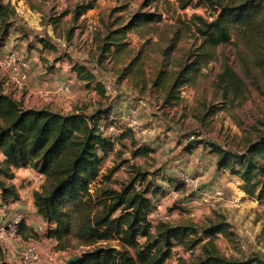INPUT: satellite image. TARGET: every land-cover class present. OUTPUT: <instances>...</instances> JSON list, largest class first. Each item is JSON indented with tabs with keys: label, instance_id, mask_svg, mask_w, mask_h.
Wrapping results in <instances>:
<instances>
[{
	"label": "rangeland",
	"instance_id": "rangeland-1",
	"mask_svg": "<svg viewBox=\"0 0 264 264\" xmlns=\"http://www.w3.org/2000/svg\"><path fill=\"white\" fill-rule=\"evenodd\" d=\"M3 1L15 8L17 17L0 57L13 53L26 63L16 71L0 68L3 92L24 108L88 116L106 112L108 123L102 118L99 131L111 137L114 145L102 159L101 173L113 170L108 183L115 189L131 177L134 167L145 174L138 186H149L151 232L160 222L203 228L222 219L231 235H216L213 242L218 252L226 257L254 256L264 263V195L260 194L264 183L255 195H247L238 176L217 168V156L208 146L214 143L244 153L247 143L264 132V36L245 42L232 29L229 43L203 49L205 63L200 64L201 40L191 26L192 16L210 20L212 10L195 6L197 0L185 9L180 8L181 0ZM89 1L94 8L72 20L69 11ZM142 13L160 19L136 21L115 41L123 44L121 49L114 52L112 47L102 59L98 45L107 27L113 25L109 31L127 26ZM40 40L49 46L42 47ZM73 64L90 70L104 93L94 89L96 81L88 86L79 82L70 70ZM223 64L240 79L238 89L222 88L217 82ZM185 67L189 68L183 75L187 82L172 89L174 98L165 103L167 91ZM180 173L190 182L183 183ZM16 176L4 182L16 186L18 200L26 203L31 196L33 203L34 188L39 190L43 182ZM12 212L24 220L22 212ZM9 213L0 203V226L11 221ZM43 238L31 228L19 229L15 237H0L1 255L6 260L8 252L13 254L16 262L12 264H66L86 250L71 240L67 249L58 251ZM201 244L189 250L172 247L165 264H190L201 254ZM31 245L38 256L25 261L21 251ZM129 251L133 264H141L135 251Z\"/></svg>",
	"mask_w": 264,
	"mask_h": 264
},
{
	"label": "trees",
	"instance_id": "trees-1",
	"mask_svg": "<svg viewBox=\"0 0 264 264\" xmlns=\"http://www.w3.org/2000/svg\"><path fill=\"white\" fill-rule=\"evenodd\" d=\"M192 1L181 0L180 8L185 9ZM200 5L212 12L209 13L210 20L192 16L191 26L201 40L197 63H205L203 49L206 46L214 48L229 43L232 29L238 31L245 42L264 36V0H232L228 3L197 0L195 6ZM93 8V2L89 1L76 4L69 12L72 20H78ZM16 17L15 8L0 0V49L5 46ZM156 19L160 17L142 13L135 15L127 26L109 31L113 25L107 27L98 45L100 57L103 59L112 47L114 52L119 51L123 44L115 41L124 37L132 25H137L136 21L143 23ZM40 42L44 48L49 46L43 40ZM188 69L185 67L178 74L166 93L165 103L174 98L172 89L187 82L183 75ZM70 70L87 86L96 81L84 65L73 64ZM217 82L223 85L222 88L235 90L241 83L227 64H223ZM94 89L104 93V86L97 81ZM102 118L105 124L108 123L106 112L97 111L88 116L82 112L62 114L48 108H24L3 92L0 82L1 205L7 206L19 199L16 186L6 184L4 179L12 182L15 169L30 168L44 176L40 189L33 192L35 213L46 224L42 236L55 240L58 251L67 249L71 240L77 247L86 248L71 264H133L129 249L135 251L141 264H165L172 247L181 245L189 250L201 242V254L190 264H264L254 256L235 258L218 252L213 242L216 235H231L229 224L222 219L203 228L160 222L151 232L148 215L153 206L147 197L149 186L144 189L138 186L144 181L145 174L134 167L131 177L115 189L108 183L113 170L106 175L101 173L102 159L114 145L111 137L99 131ZM247 145L244 153H234L214 143L208 144L217 156V168L238 176L244 192L253 196L264 183V132ZM260 194L264 195V189ZM140 239L144 241L140 242ZM0 264L12 263L0 252Z\"/></svg>",
	"mask_w": 264,
	"mask_h": 264
},
{
	"label": "crops",
	"instance_id": "crops-1",
	"mask_svg": "<svg viewBox=\"0 0 264 264\" xmlns=\"http://www.w3.org/2000/svg\"><path fill=\"white\" fill-rule=\"evenodd\" d=\"M16 11V10H15ZM17 13V12H16ZM9 39V36L6 40V43L5 45L7 44V41ZM61 83V82H60ZM60 85H66L64 82H62ZM15 175L19 176L21 175L22 177L26 176V177H29V178H37L39 180V183L41 184L43 182V177L38 174L35 175V172L31 169H17L15 171ZM16 176V177H17ZM15 182V181H14ZM34 190H38V188H34ZM24 201L23 198H20V200H18L16 203H12L11 206L10 204L7 205V206H3L5 207L6 209H9L10 210V215L13 217L15 214L12 212L11 213V210L12 209H16L20 212L23 213V218L24 220H22V224H21V229H29L31 228L33 231H35V233L39 234L40 236H42V234L45 232L46 230V224L42 221V219L35 213V208L33 206V203H32V198L30 196V199L29 201H25L26 203L22 202ZM28 202V203H27ZM30 202V203H29ZM32 212V213H31ZM10 216V217H11ZM7 223V222H6ZM4 224V223H3ZM25 236V235H24ZM43 242L47 241L48 243H53V244H56L55 240L53 239H46V238H43ZM8 245L10 246L11 243H8ZM6 260L9 261V262H16L14 259H13V254H8L6 255ZM21 262V261H20Z\"/></svg>",
	"mask_w": 264,
	"mask_h": 264
},
{
	"label": "built area",
	"instance_id": "built-area-1",
	"mask_svg": "<svg viewBox=\"0 0 264 264\" xmlns=\"http://www.w3.org/2000/svg\"><path fill=\"white\" fill-rule=\"evenodd\" d=\"M18 64H19V66H18ZM25 64L26 63L23 61L20 62V60L17 59L16 55L13 53H8V54H5V55L0 57V68L5 69V70L16 71L18 68L25 66ZM179 179L183 183H189L190 182L188 177L183 173L179 174ZM21 224H22V216L19 214L14 215L10 222L1 224V226H0V237L7 236L8 234L10 236L12 235V237L13 236L15 237L17 235L19 229H20ZM37 256H38L37 248L33 245L25 247L21 251V257L25 261L35 260L37 258ZM50 260H52V259H50Z\"/></svg>",
	"mask_w": 264,
	"mask_h": 264
},
{
	"label": "water",
	"instance_id": "water-1",
	"mask_svg": "<svg viewBox=\"0 0 264 264\" xmlns=\"http://www.w3.org/2000/svg\"><path fill=\"white\" fill-rule=\"evenodd\" d=\"M115 248L118 249L117 247H115ZM79 257H80V256L75 255V256L69 258L68 260H66V264H71V263L77 261V260L79 259Z\"/></svg>",
	"mask_w": 264,
	"mask_h": 264
}]
</instances>
